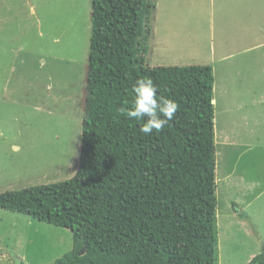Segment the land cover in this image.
Masks as SVG:
<instances>
[{"label": "rangeland", "instance_id": "obj_1", "mask_svg": "<svg viewBox=\"0 0 264 264\" xmlns=\"http://www.w3.org/2000/svg\"><path fill=\"white\" fill-rule=\"evenodd\" d=\"M154 3L146 65L213 69L219 264H246L264 245V44L245 51L264 43V0ZM91 39L92 0H0V193L76 174ZM72 245L70 229L0 207V264Z\"/></svg>", "mask_w": 264, "mask_h": 264}, {"label": "trees", "instance_id": "obj_2", "mask_svg": "<svg viewBox=\"0 0 264 264\" xmlns=\"http://www.w3.org/2000/svg\"><path fill=\"white\" fill-rule=\"evenodd\" d=\"M154 8L92 0L78 170L0 193L1 208L71 230L72 249L49 264H219L213 69L146 65ZM140 77L180 105L160 133L119 114ZM246 264H264V245Z\"/></svg>", "mask_w": 264, "mask_h": 264}, {"label": "clouds", "instance_id": "obj_3", "mask_svg": "<svg viewBox=\"0 0 264 264\" xmlns=\"http://www.w3.org/2000/svg\"><path fill=\"white\" fill-rule=\"evenodd\" d=\"M132 92L131 106L118 111L126 119L140 122L139 131L146 136L163 131L180 108L176 100L160 92L159 85L151 77L138 78Z\"/></svg>", "mask_w": 264, "mask_h": 264}, {"label": "crops", "instance_id": "obj_4", "mask_svg": "<svg viewBox=\"0 0 264 264\" xmlns=\"http://www.w3.org/2000/svg\"><path fill=\"white\" fill-rule=\"evenodd\" d=\"M231 44H233V43H231ZM262 44H264V43H259V44L255 43L252 46L246 45L245 51H248V52H252V51L257 52L258 51L259 52V49H261V47H259V46L262 45ZM230 55L232 56L233 54H230ZM241 55H246V54L244 53V54H241ZM226 57H229V55L226 54ZM216 90H217V87H216V85L214 83V93L216 92ZM214 93H213V95H214ZM213 102L215 104V102H216L215 99L213 100Z\"/></svg>", "mask_w": 264, "mask_h": 264}, {"label": "water", "instance_id": "obj_5", "mask_svg": "<svg viewBox=\"0 0 264 264\" xmlns=\"http://www.w3.org/2000/svg\"><path fill=\"white\" fill-rule=\"evenodd\" d=\"M83 253H84V251H83Z\"/></svg>", "mask_w": 264, "mask_h": 264}]
</instances>
